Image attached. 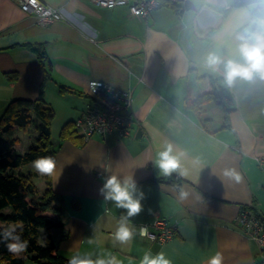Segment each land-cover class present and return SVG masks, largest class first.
Returning a JSON list of instances; mask_svg holds the SVG:
<instances>
[{"label":"crops","instance_id":"obj_1","mask_svg":"<svg viewBox=\"0 0 264 264\" xmlns=\"http://www.w3.org/2000/svg\"><path fill=\"white\" fill-rule=\"evenodd\" d=\"M42 1L62 9L65 19L40 23L20 11L16 0H0V116L13 99L39 97L44 70L31 46L43 45L51 61L44 95L54 111L50 149L58 162L52 187L64 197L65 207L61 227L51 230L56 253L68 260L77 251L94 258L111 253L122 264H139L151 249L163 250L173 264H206L220 251L224 264H259L257 245L239 230L236 217L245 206L264 217V81L238 80L226 89L197 67L224 32L229 15L212 11L216 24L201 28L197 10L178 13L164 6L136 17L126 5L101 9L92 0ZM92 81L132 92L133 123L127 136L62 138L63 129L89 103ZM214 84L230 109L227 127L219 101L203 105L207 123L185 104L186 97L193 100ZM61 86L70 91L61 92ZM15 135L20 154L36 145L33 125L17 128ZM165 143L186 153L188 174L180 176V183L156 182L165 178L154 163ZM31 163L20 171L31 175L42 193L46 181ZM104 168L133 175L144 191L145 210L133 222L149 225L162 217L175 229L172 239L137 238L125 246L114 242L116 218L123 210L102 204Z\"/></svg>","mask_w":264,"mask_h":264},{"label":"clouds","instance_id":"obj_2","mask_svg":"<svg viewBox=\"0 0 264 264\" xmlns=\"http://www.w3.org/2000/svg\"><path fill=\"white\" fill-rule=\"evenodd\" d=\"M197 12L208 10L230 17L228 25L221 33L216 43L208 48L199 60L197 67L201 72L216 78L226 89L234 87L236 82L264 81V0H244L240 6L234 5V0H193ZM186 153L170 143H165L158 152L155 166L163 177H170L173 173L186 176L188 169L184 160ZM32 168L40 176L54 177L57 175L58 162L55 156H42L32 161ZM101 177L102 186L99 195L103 198V205H111L123 210L116 218V228L113 233L114 242L120 246L130 245L137 238L153 239L148 226L136 225L133 221L145 209L143 201L146 199L144 191L138 186L133 175H120L104 168ZM181 198L187 193L180 192ZM149 215L152 210L148 209ZM98 224L93 226V236L87 242L92 243ZM23 224L9 222L0 225V243H4L8 252L20 256L25 253L29 242L22 239ZM68 264H122L116 255L96 256L88 253L74 252ZM139 264H173L167 254L161 250L144 251ZM206 264H224V256L220 251L210 256Z\"/></svg>","mask_w":264,"mask_h":264},{"label":"trees","instance_id":"obj_3","mask_svg":"<svg viewBox=\"0 0 264 264\" xmlns=\"http://www.w3.org/2000/svg\"><path fill=\"white\" fill-rule=\"evenodd\" d=\"M243 3L244 0H236L235 5L240 6ZM174 9L179 13L184 8ZM31 48L37 54L44 70L39 97L36 100L13 99L0 116V225L21 222L23 224L22 239L27 240L29 246L24 255L15 256L8 252L4 243H0V264H25L27 257L36 264H68V259L56 253L51 235L53 228L62 225L61 218L65 212L64 197L53 189L52 177L42 176L46 181V190L40 193L31 181V175H24L20 171L23 165L39 157L55 156L50 149L53 145L51 124L54 111L44 98L46 83L51 80L49 72L51 61L43 45H35ZM14 78L13 76L10 80ZM60 91H70V88L61 86ZM218 101L224 109V126L227 127V114L230 109L225 105L215 84L210 90L201 93L193 100L186 97L185 104L200 119L202 106L208 102ZM200 120L204 123L208 121ZM30 125H33L38 132L36 148L20 154L16 149L19 138L15 135V130L26 129ZM76 135L79 136L74 128V122L62 131V138H75ZM156 182L180 183L181 179L178 174L173 173L170 177L156 179ZM73 206H78L76 200L73 201ZM250 208L264 223V217L254 208Z\"/></svg>","mask_w":264,"mask_h":264},{"label":"built area","instance_id":"obj_4","mask_svg":"<svg viewBox=\"0 0 264 264\" xmlns=\"http://www.w3.org/2000/svg\"><path fill=\"white\" fill-rule=\"evenodd\" d=\"M185 0H92L101 9H113L126 5L133 16L147 17L152 11L164 6L184 8ZM20 11L33 15L40 23H51L65 19L62 9L54 8L42 0H16ZM90 101L82 114L75 119L76 133L84 140L94 136L106 138L125 137L133 123L131 113L132 92L119 89L103 81H92L89 85ZM239 230L258 248L259 264H264V223L250 207H242L236 217ZM152 242L164 243L172 239L175 229L162 217L146 225ZM151 227V228H150Z\"/></svg>","mask_w":264,"mask_h":264},{"label":"water","instance_id":"obj_5","mask_svg":"<svg viewBox=\"0 0 264 264\" xmlns=\"http://www.w3.org/2000/svg\"><path fill=\"white\" fill-rule=\"evenodd\" d=\"M184 8L187 10H197L196 5L192 0H185ZM197 21L201 28H207L212 27L216 24L217 17L212 11L201 10L198 12Z\"/></svg>","mask_w":264,"mask_h":264},{"label":"rangeland","instance_id":"obj_6","mask_svg":"<svg viewBox=\"0 0 264 264\" xmlns=\"http://www.w3.org/2000/svg\"><path fill=\"white\" fill-rule=\"evenodd\" d=\"M219 90V89H218ZM219 94L221 95V97L223 98V99H225V95H222L220 92H219ZM90 101V100H89ZM220 102V101H219ZM204 115H207V113L205 112V110H204V106H202V108H201V115H200V119H207L208 120V118H206V117H204ZM208 121H206V123H207ZM17 135H19L20 137H22V133L20 132V133H18ZM35 135V134H34ZM23 144V143H22ZM20 148H21V145H20ZM31 148H36V146L35 145H33ZM36 182L38 183V185H39V187H41V188H44V184L42 183V181H39V180H36ZM25 264H36L35 262H33L32 260H30L29 259V257H27L26 258V260H25Z\"/></svg>","mask_w":264,"mask_h":264}]
</instances>
